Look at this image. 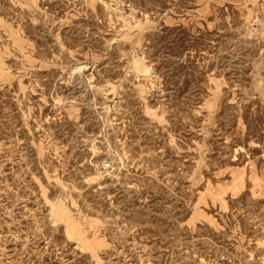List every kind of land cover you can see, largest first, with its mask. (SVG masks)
Masks as SVG:
<instances>
[{"label":"rangeland","instance_id":"374dc122","mask_svg":"<svg viewBox=\"0 0 264 264\" xmlns=\"http://www.w3.org/2000/svg\"><path fill=\"white\" fill-rule=\"evenodd\" d=\"M0 264H264V0H0Z\"/></svg>","mask_w":264,"mask_h":264}]
</instances>
